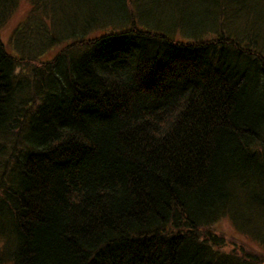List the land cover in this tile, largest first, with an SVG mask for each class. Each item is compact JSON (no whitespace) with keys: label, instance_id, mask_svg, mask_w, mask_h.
I'll list each match as a JSON object with an SVG mask.
<instances>
[{"label":"trees","instance_id":"1","mask_svg":"<svg viewBox=\"0 0 264 264\" xmlns=\"http://www.w3.org/2000/svg\"><path fill=\"white\" fill-rule=\"evenodd\" d=\"M29 1L0 35V264H264L213 230L264 248V42L232 22L256 0L147 27L143 1Z\"/></svg>","mask_w":264,"mask_h":264},{"label":"rangeland","instance_id":"2","mask_svg":"<svg viewBox=\"0 0 264 264\" xmlns=\"http://www.w3.org/2000/svg\"><path fill=\"white\" fill-rule=\"evenodd\" d=\"M143 0L142 3L137 11L138 20L137 24L143 27H147L148 23L159 22L160 17L162 16L163 21H167L169 23H178L181 25L184 22L189 20H193L197 22L201 21V25L208 23L207 20L211 17L206 18V15L212 14L211 11H207L205 7L203 8L202 12H200L199 7L195 4L186 3V10L184 4L180 6H175V2L180 4V1L176 0ZM213 0L211 1V4ZM181 7V12H180ZM31 8V3L29 0H20L16 9L13 11L12 15L10 16L9 20L5 23L4 26L0 28V35L3 41L6 43V46L12 50L11 46V35L14 27L23 21L26 18V15L29 13ZM183 13V14H181ZM213 15H215L213 13ZM210 20V21H211ZM162 21V22H163ZM234 22V29L237 26L241 25L243 27H255L258 31H260L262 41L264 42V0H256L251 5L244 4L243 12L239 18V22L232 20ZM231 22V23H232ZM183 27V26H182ZM185 38V37H183ZM260 39V38H259ZM261 41V39H260ZM213 230L217 232H222L226 236V247L227 249H231L232 247L236 248H243V244H246L247 248H252L254 250L260 251L264 256V248L260 247L259 244L252 240L250 237L246 236L245 234L239 232L231 219L229 217H224L219 220L217 224L213 226ZM243 243V244H242ZM5 264H11L7 262Z\"/></svg>","mask_w":264,"mask_h":264},{"label":"bare ground","instance_id":"3","mask_svg":"<svg viewBox=\"0 0 264 264\" xmlns=\"http://www.w3.org/2000/svg\"><path fill=\"white\" fill-rule=\"evenodd\" d=\"M136 1L142 2L143 0H136ZM130 8H131V7H130ZM176 34H177V36L180 35V34L177 33V32H176ZM203 37H205V36H203ZM125 39H126V38H125ZM3 200H4L6 203H8V200H5L4 198H3ZM73 204H75L76 206H77V205H80L79 203H73ZM75 205H74V206H75ZM70 207H71V205H70ZM71 210H73V209L71 208ZM1 242H2V239H0V243H1ZM103 242L106 243V240L103 241ZM10 252H11V247H8L7 250H6V252L4 253L5 256H6L7 258L13 257L12 255H10ZM10 263H11V262H10ZM11 264H12V263H11Z\"/></svg>","mask_w":264,"mask_h":264}]
</instances>
